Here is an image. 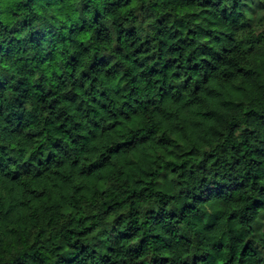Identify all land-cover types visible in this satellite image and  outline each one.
Here are the masks:
<instances>
[{
    "label": "clouds",
    "instance_id": "1",
    "mask_svg": "<svg viewBox=\"0 0 264 264\" xmlns=\"http://www.w3.org/2000/svg\"><path fill=\"white\" fill-rule=\"evenodd\" d=\"M0 264H264V0H0Z\"/></svg>",
    "mask_w": 264,
    "mask_h": 264
}]
</instances>
